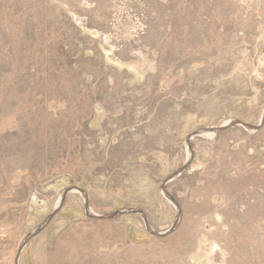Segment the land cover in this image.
Instances as JSON below:
<instances>
[{
	"label": "rangeland",
	"instance_id": "obj_1",
	"mask_svg": "<svg viewBox=\"0 0 264 264\" xmlns=\"http://www.w3.org/2000/svg\"><path fill=\"white\" fill-rule=\"evenodd\" d=\"M249 135L264 0H0V264H264V206L206 221L190 170Z\"/></svg>",
	"mask_w": 264,
	"mask_h": 264
},
{
	"label": "crops",
	"instance_id": "obj_2",
	"mask_svg": "<svg viewBox=\"0 0 264 264\" xmlns=\"http://www.w3.org/2000/svg\"><path fill=\"white\" fill-rule=\"evenodd\" d=\"M198 153L203 156L194 159L190 170L201 185L196 190L210 200L206 221L264 206V139L249 135L212 140Z\"/></svg>",
	"mask_w": 264,
	"mask_h": 264
},
{
	"label": "water",
	"instance_id": "obj_3",
	"mask_svg": "<svg viewBox=\"0 0 264 264\" xmlns=\"http://www.w3.org/2000/svg\"><path fill=\"white\" fill-rule=\"evenodd\" d=\"M263 121V120H262ZM234 125H241V126H244L242 123H240V122H236V123H234ZM228 126V124L227 125H225V126H221L220 128H219V130H221V129H223L224 127H227ZM244 127H247V128H250L249 126H244ZM219 130H216L217 132L219 131ZM196 135H198V134H196ZM181 173V172H180ZM180 173H178L177 175H180ZM176 175V176H177ZM173 178H171L170 180H172ZM169 180V181H170ZM66 193H67V191L66 192H64V194H63V196H65L66 195ZM62 199L63 198H61L60 199V201H59V204L62 202ZM59 204H58V207H59ZM57 209V208H56ZM55 209V210H56ZM132 213H134L135 211H131ZM53 214H55V212H53ZM53 214H51L49 217H48V219L45 221V223L42 225V226H40L32 235H30L29 237H28V239L29 238H32L38 231H40L49 221H50V219H51V217H52V215ZM120 215V212H117V213H114V214H110V215H106V216H102L101 218L102 219H112V218H114V217H116V216H119ZM170 230H168V231H166V232H164V233H158V234H156L157 236H164L165 234H167L168 232H169Z\"/></svg>",
	"mask_w": 264,
	"mask_h": 264
}]
</instances>
